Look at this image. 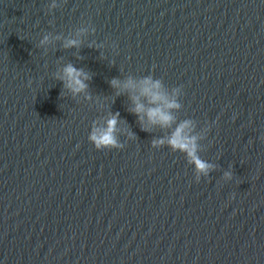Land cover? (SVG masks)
I'll return each instance as SVG.
<instances>
[{
  "label": "water",
  "instance_id": "water-1",
  "mask_svg": "<svg viewBox=\"0 0 264 264\" xmlns=\"http://www.w3.org/2000/svg\"><path fill=\"white\" fill-rule=\"evenodd\" d=\"M51 3L0 0V264H264V0ZM69 63L86 92L57 79ZM147 75L181 89L215 166L199 182L151 147L175 124L141 130L138 90L110 86ZM116 113L123 147L97 151Z\"/></svg>",
  "mask_w": 264,
  "mask_h": 264
},
{
  "label": "clouds",
  "instance_id": "clouds-1",
  "mask_svg": "<svg viewBox=\"0 0 264 264\" xmlns=\"http://www.w3.org/2000/svg\"><path fill=\"white\" fill-rule=\"evenodd\" d=\"M57 6L56 0H52V3L48 6L49 12ZM85 30L84 28L80 29V31ZM48 42L49 37L46 35L40 41V44L45 45ZM77 46L78 41L74 39L67 40L63 45L64 48ZM57 79L65 89L76 95L86 92L88 87L86 81H88L89 75L83 69H77L69 63L63 67ZM110 86L120 90L117 95L125 90H138V96L130 97L134 104L131 114L135 115L137 121L141 123V130H149L144 125V120L147 121L148 126H159L161 128H171L175 124L174 129L166 139H154L151 142V147L156 149L164 147L170 152L181 154L186 163L192 168L196 182H199L201 177H208L215 170L213 164L200 156L199 137L190 134L192 121L185 119L177 123L176 117L173 115V112L181 107L178 101L180 87L172 89L169 95L164 91L163 82L151 75L143 77L138 85L131 79L123 84L118 79H113L110 81ZM141 97L144 98L147 104L152 106L146 108L145 104L139 102ZM118 119L119 113H116L111 115L103 125H98L95 122L91 125L87 139L97 151L121 149L123 147L116 135ZM222 178L224 181L232 180V172H224Z\"/></svg>",
  "mask_w": 264,
  "mask_h": 264
}]
</instances>
